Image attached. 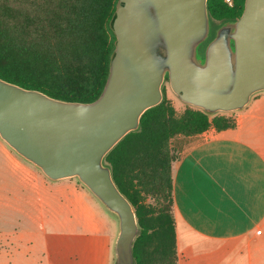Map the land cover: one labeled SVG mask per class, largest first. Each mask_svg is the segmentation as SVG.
Listing matches in <instances>:
<instances>
[{
    "label": "water",
    "instance_id": "obj_1",
    "mask_svg": "<svg viewBox=\"0 0 264 264\" xmlns=\"http://www.w3.org/2000/svg\"><path fill=\"white\" fill-rule=\"evenodd\" d=\"M208 0H119L110 75L91 103L57 100L0 79V138L51 181L77 178L119 221L116 264H135L140 233L129 200L105 164L107 154L163 100L166 78L185 104L232 113L264 92V0L222 26L203 62Z\"/></svg>",
    "mask_w": 264,
    "mask_h": 264
},
{
    "label": "trees",
    "instance_id": "obj_2",
    "mask_svg": "<svg viewBox=\"0 0 264 264\" xmlns=\"http://www.w3.org/2000/svg\"><path fill=\"white\" fill-rule=\"evenodd\" d=\"M119 0H0V79L57 100L91 103L107 84L117 37L113 23ZM246 0H208L210 32L198 51L205 57L219 29L239 20ZM166 82L169 83L168 77ZM141 117L105 157L113 180L129 200L140 233L135 264H177L171 144L211 127L236 126L233 115L189 106L181 116L166 98ZM144 192L156 203H146Z\"/></svg>",
    "mask_w": 264,
    "mask_h": 264
},
{
    "label": "crops",
    "instance_id": "obj_3",
    "mask_svg": "<svg viewBox=\"0 0 264 264\" xmlns=\"http://www.w3.org/2000/svg\"><path fill=\"white\" fill-rule=\"evenodd\" d=\"M226 115H233L234 128L174 140L183 143L173 165L177 264H264V92ZM0 150L15 177L22 163L2 143ZM12 196L24 207L0 196V232L6 231L7 205L15 221L20 216L18 230H32L39 221L37 193Z\"/></svg>",
    "mask_w": 264,
    "mask_h": 264
},
{
    "label": "rangeland",
    "instance_id": "obj_4",
    "mask_svg": "<svg viewBox=\"0 0 264 264\" xmlns=\"http://www.w3.org/2000/svg\"><path fill=\"white\" fill-rule=\"evenodd\" d=\"M163 88L177 117L181 116L189 106L173 93L168 82ZM0 141L22 163V168L13 177L9 158H5L0 150V196L7 195V201L24 207L20 204L23 203L20 196L12 200V193L36 192L39 208V221L28 231L18 230L19 225H15L20 218L18 212L15 221L13 214L16 211H11L9 205L5 207L6 213L2 212V217L7 216V223L4 225L6 231L0 232V264H116L115 244L119 233L116 215L77 178L51 181L1 138ZM182 148L180 140L171 144L172 154L177 159ZM3 161L5 164L1 163ZM143 195L147 204L156 203L151 193L144 192ZM3 201L0 199V203ZM25 227L29 228V225Z\"/></svg>",
    "mask_w": 264,
    "mask_h": 264
},
{
    "label": "built area",
    "instance_id": "obj_5",
    "mask_svg": "<svg viewBox=\"0 0 264 264\" xmlns=\"http://www.w3.org/2000/svg\"><path fill=\"white\" fill-rule=\"evenodd\" d=\"M228 6H233V0H224Z\"/></svg>",
    "mask_w": 264,
    "mask_h": 264
},
{
    "label": "flooded vegetation",
    "instance_id": "obj_6",
    "mask_svg": "<svg viewBox=\"0 0 264 264\" xmlns=\"http://www.w3.org/2000/svg\"><path fill=\"white\" fill-rule=\"evenodd\" d=\"M197 55L203 62L205 61V57L201 55L199 51L197 52Z\"/></svg>",
    "mask_w": 264,
    "mask_h": 264
}]
</instances>
